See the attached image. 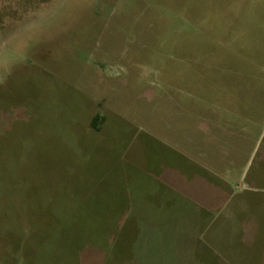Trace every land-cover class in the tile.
Masks as SVG:
<instances>
[{"label":"rangeland","instance_id":"374dc122","mask_svg":"<svg viewBox=\"0 0 264 264\" xmlns=\"http://www.w3.org/2000/svg\"><path fill=\"white\" fill-rule=\"evenodd\" d=\"M0 264H264V0H0Z\"/></svg>","mask_w":264,"mask_h":264},{"label":"crops","instance_id":"0c3cea01","mask_svg":"<svg viewBox=\"0 0 264 264\" xmlns=\"http://www.w3.org/2000/svg\"><path fill=\"white\" fill-rule=\"evenodd\" d=\"M258 182H260V179L259 178H257L256 180H255V183L257 184ZM258 203H262V201H258Z\"/></svg>","mask_w":264,"mask_h":264},{"label":"trees","instance_id":"16d2710c","mask_svg":"<svg viewBox=\"0 0 264 264\" xmlns=\"http://www.w3.org/2000/svg\"><path fill=\"white\" fill-rule=\"evenodd\" d=\"M98 118H99V116H96V117L94 118V121H93V122H94V125L97 124L96 122H97Z\"/></svg>","mask_w":264,"mask_h":264}]
</instances>
